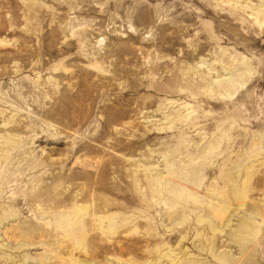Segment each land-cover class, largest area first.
Here are the masks:
<instances>
[{"label": "rangeland", "instance_id": "obj_1", "mask_svg": "<svg viewBox=\"0 0 264 264\" xmlns=\"http://www.w3.org/2000/svg\"><path fill=\"white\" fill-rule=\"evenodd\" d=\"M0 264H264V0H0Z\"/></svg>", "mask_w": 264, "mask_h": 264}]
</instances>
